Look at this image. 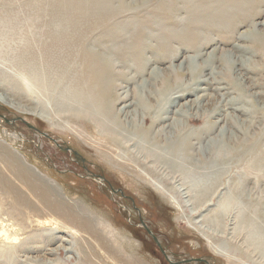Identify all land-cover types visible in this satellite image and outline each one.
Here are the masks:
<instances>
[{"label": "rangeland", "instance_id": "374dc122", "mask_svg": "<svg viewBox=\"0 0 264 264\" xmlns=\"http://www.w3.org/2000/svg\"><path fill=\"white\" fill-rule=\"evenodd\" d=\"M43 1L0 0V28L9 31L10 27L20 31L29 42L15 44L14 47L30 46L43 64L47 63L40 58L43 42L65 48L73 57V74L90 83L93 78L87 79L85 58L78 45L89 34L83 31L86 25L98 20L78 18L75 14L79 8L87 12L95 8L93 0L88 3V0ZM61 1L70 2V5L65 4L68 6L66 10ZM176 1L180 8L179 12L176 11L177 15L169 10L171 0H125L122 10L111 22L120 38H112L109 34L108 37H100V30L107 31L104 25L99 32L96 31L95 39H99L93 40L92 45L93 48H103L101 51L110 55L115 54L117 70L126 75L120 81V88L113 92L119 97L126 95L124 92L128 88L127 102L132 103L126 108L132 114L128 119L139 124L148 123L165 107L169 109L167 116L170 118L154 126L155 131L172 127L167 139L163 136L159 138L162 144L175 138L177 135L174 133L177 134L180 127L184 130L183 136L188 133L194 135V151L187 149L183 154L166 155L168 151L163 148L160 154L164 153L166 157L156 164L158 172H152L153 177L167 185L166 188L173 189L179 202L159 193L151 180L140 178L131 170L135 166L122 157V160L117 158L116 163L100 152V147L106 149V139L101 143L92 137L94 142L78 130L70 131L65 126L69 113L60 111V107L53 102L66 92L67 96L63 98L73 103L72 95L66 89L69 87L60 84L50 89L48 76L44 75L46 85L38 84L39 90L36 88V91L41 93L46 108L52 110L55 118L58 117L56 119L62 127L57 129L41 115L21 111L0 98V141L9 148L6 152H11V149L17 152L16 155L28 166L56 185L64 200L71 202L75 213H80L77 215L79 220H74L73 226L66 221L72 229L58 225L51 230L31 222L36 217L29 220L30 224L16 216L15 221L20 226H27V235L21 237H25L26 241L27 236H31L32 240L26 242V250L17 255V260L10 253L0 264H27L22 255L30 256L33 264L49 261L52 262L49 264H264V253L250 243L258 244L257 238L264 237V52L261 46L264 43V0ZM113 7L120 8L118 0H114ZM164 11L172 14V23L168 24L169 19L163 18ZM195 19L201 21L193 23ZM143 21L148 23L144 27L148 43L143 53L138 55L129 46L133 44L134 34L140 31L138 28ZM56 22L64 31L54 27ZM67 22L70 24L67 25ZM127 24L128 27L125 26ZM77 26L83 27V30H78ZM125 28L131 32L127 34ZM169 33L175 35L172 37ZM0 46V64L2 61L7 67L15 66V55L10 50L12 43L0 41ZM197 86L203 89L193 90ZM181 88L191 93L175 104L169 102L171 93ZM124 103L126 101L122 99L114 104L119 109ZM144 103L150 109H146ZM174 119L181 122L178 128ZM119 136L124 141L128 138L127 133ZM131 143L128 142L132 149L134 146ZM0 150L1 156L11 154L13 160L7 156L9 161L18 160L16 155ZM139 164L138 168L144 167L142 162ZM2 166L5 167L4 164ZM8 173L18 186L24 185L14 172L7 170ZM177 178L181 180L176 181ZM239 185L243 187L244 199L232 203L226 211L224 223L216 225L212 219L216 209H222L217 201L223 197L231 198L239 190ZM184 186L191 190V194L208 191L209 194L203 192L208 200L216 201L209 211L202 214L206 215L204 221L200 222L202 215H194L196 211L187 206V199L180 193ZM0 200V204H4V199ZM60 221L65 222L63 218ZM228 221H233L229 226L234 227L235 235L241 236L240 241H235L234 237L228 241L223 237ZM220 239L227 240L240 252L236 250L237 255L231 258L217 253L212 245ZM47 248H54V252L47 253ZM65 248L71 249L68 251ZM19 257L23 261L18 260Z\"/></svg>", "mask_w": 264, "mask_h": 264}, {"label": "bare ground", "instance_id": "6f19581e", "mask_svg": "<svg viewBox=\"0 0 264 264\" xmlns=\"http://www.w3.org/2000/svg\"><path fill=\"white\" fill-rule=\"evenodd\" d=\"M81 1H83V0H81ZM78 2H80V1L78 0ZM88 2H89V0L87 1V3ZM118 2L120 5L119 9H114V7H113L114 0H93L94 4H92V5H95L96 7L92 8V10L88 11V12L84 8H79L77 10L75 7V10H77L76 11L77 13L75 14L76 17L82 18V19H87L89 17H92V18H95L98 20L97 22H93V23L86 25L85 30H83V27L80 28L77 26L78 30H83L86 34L89 33L86 36V39H84L83 42H81V44L78 45V48H79V51L82 53V55H84V58H85L84 67H86V69H87L86 71L88 72V78L87 79L89 80V79L93 78V80H94V81L91 80L90 83H89V81L86 82L85 80H82L77 75L73 74L74 73V70H73L74 62L72 61L73 57H72V54L68 50H66L65 48L58 47V46H56V44L53 45V44H50L48 42H43L42 48H41V54L42 55L40 58L47 61L46 64H43V63H40V61L38 60L39 56L36 55L35 51L30 46H28V45H25V47L20 46L21 44L29 42V39H27L25 36L22 37V35L20 34V31H18V32L14 31L15 29L14 30L10 29V27H9V31H6V30H3L2 28H0V41L12 43L10 50H11V53L14 52V55H15L14 56L15 66H13V67L12 66L7 67V65L5 63H2V61H1V64H0V98L5 103H8L10 106H13V107H15L21 111L32 112V113H36V114L41 115L42 117H44L47 121L51 122L52 125H54L57 128L60 126V124L58 123V120L56 119L58 117L55 118V116L52 114V110L50 111V108H48L49 110L46 108L44 98L42 97L41 93L38 91L39 90L38 84L43 83L42 85L45 86L46 84H44L45 80H43L44 79L43 76L47 75L48 76L47 81H48V84L50 85V89L57 88L60 84H63L64 85L63 87H65V88L69 87L66 89H67V91H70V93L72 95L71 99H73L72 100L73 103L72 102L70 103L69 101H67L63 98V97L67 96L66 92H63L64 96L62 98L59 97L58 99L57 98H55V100L53 99V102H55V104L60 107V109H59L60 111H65V112L67 111V113H69V115H67L68 120L65 119V123H66L65 126H68V129L70 131L72 130V131L76 132L78 130L79 132L85 134L87 137H89L94 142H96V141L93 140L92 137L101 141V143H102L103 139H106V146H105L106 149L100 147V152H102L103 154H106V156H108V158H110V160H114L116 163L118 161L117 158L121 159L120 157H122V159H124L125 162H127L130 165L135 166V168L133 167V168H131V170L134 173H138L140 178H143L144 180L146 179V181H147V179L151 180L152 184L156 187V189L159 191V193H162L165 197H167V199H168V197H170L171 199L176 198V201L179 202L178 201L179 199L177 198L176 194H173V192H172L173 189L170 190V189L166 188L165 186H167V185L160 182L162 180L159 181V178L153 177V174L158 172V167H156L157 166L156 164L159 162V160H161V159L163 160L166 157V155H168V154L170 155V153H173L176 155H178V153L183 154L184 151L187 149H190V150L192 149L194 151L195 150V142L192 141V138L194 135L191 136V133H188V135L186 137L183 136L182 132L184 130L180 127L181 129L180 128L178 129V133L177 134L174 133V135H177L176 137L174 136L175 138L168 139V141L166 140L165 144H162L161 140L159 138L161 136H163L165 139H167L169 137V133H172V127L169 129L163 128V129H165V131H166L165 132L162 128H160L158 131H155L154 126L156 124L162 123V122H164L170 118L169 116H167L169 109L166 110L165 107L161 108L159 113L156 114V116H152L153 117V118H151L152 120H150V122H148V123L139 124L137 122L135 123V121L133 119H131V120L128 119V116L132 115L129 112V110L126 109L128 106H130L132 104V103L127 102V100L129 99L128 91H127L128 88L124 92L126 95L121 94L119 97L117 96V94H115L117 97L114 95V93L118 90V88H120V83H121L120 81L124 77H126V75L124 74V72L117 70V67H116L117 62H116L115 57H114L115 54L111 53V55H110V54H108L109 52L105 53L106 51L105 52L101 51L103 48H93V45H92L93 40L99 39V38L95 39V37L97 35L96 31L99 32L100 27L104 26V25L107 28L106 29L107 31L103 32V30H100V33H99L101 35L100 37H102V38L108 37L107 34H109L110 37H112V38H120L119 32L116 31L117 30L116 26L114 27L111 25V22H113L115 20L117 13L122 10V8L125 4V0H118ZM171 2H172V4H170V6H168L169 10H171L172 14L175 12V15H177L176 11L179 12V9H180L178 2L176 0H171ZM233 2H234V0H233ZM62 3L64 4L63 6H65L66 3H64V1H61V4ZM73 3H72V5H73ZM214 4H216V3H214ZM68 5H70V2ZM67 7L65 6V10ZM226 7L227 6H225V8ZM222 9H223V7H222ZM65 10L63 12H66ZM72 10L73 9H71V11ZM192 10H194V9H192ZM234 10H235V8H234ZM219 12H220V10H219ZM164 13H165V16H163V18H165L166 20L169 19L168 21H170L172 14H170L169 11H164ZM39 18H40V16H39ZM34 19H35V17H34ZM36 20H37V18H36ZM168 21H167L168 24L172 23L173 18L170 22H168ZM200 21L201 20L195 19V21L194 22L191 21V23L192 22L193 23L200 22ZM33 22H34V20H33ZM63 22H65V21H63ZM73 22L71 25L74 24ZM76 23L79 24L78 21H76ZM2 24H5V23H2ZM54 24H56V25H54V27L56 26L55 28L59 27L60 30L64 31V29L59 24H57V22ZM61 24H63V23H61ZM66 24L69 25L70 23L68 24V22H67ZM178 24L179 23H177L176 26ZM198 24L199 23L194 24V26H197ZM146 25L148 26L147 22H145V23H144V21L140 22V27L138 28V29H140V31L135 33L136 35L133 33L135 40L133 41V44H131L129 46V49L135 51L136 54H138V55H141L143 53V50L146 48L147 43H148L147 42L148 37L146 35V32L144 31V27H146ZM191 25H193V24H191ZM9 26H11V24H9ZM125 26L128 27L129 25L127 24ZM125 29H126L127 34L131 32V31L127 30V28H125ZM42 30H43V28H42ZM166 32H167V30H166ZM166 32H164L165 35L167 34ZM58 33H59V31H58ZM172 33H174V32L172 31ZM169 35L173 37L175 34L171 35L169 33ZM34 36H36V35H34ZM121 37H122V35H121ZM15 44H20V45H16L14 47ZM108 46L110 47L111 45H108ZM261 46H262V50L264 52V43ZM122 52L125 53L124 51H122ZM3 53H5V51ZM8 54L10 55V53H8ZM6 55H7V53H6ZM7 57H9V56H7ZM2 58H3V56L1 57V59ZM75 61H76V59H75ZM82 63H83V61H82ZM191 64H193V63H191ZM195 65H196V63H195ZM73 81L75 83H72ZM204 81L205 80H202V82H204ZM36 88L38 89L37 91H36ZM47 89H48V87H47ZM197 89H203V88H199V86L193 88V90H197ZM57 91H59V90L57 89ZM113 91H115V92H113ZM56 93H58V92H56ZM56 93H54V94H56ZM190 93H191L190 90L185 89V88H183V89L181 88V89L177 90L176 92L171 93V97H170L169 102L172 101V104H175L177 102V100L184 98L186 94L188 95ZM71 95H69V96H71ZM56 97H57V95H56ZM122 99H125L126 103H124V105L121 108H119V109L116 108V106H115L116 104H114L115 101L120 102ZM168 105H169V103H168ZM144 106L146 107V109H150V107L147 106L146 103H144ZM235 107H237V106H235ZM182 109L184 110V108H182ZM177 113H179V112H177ZM181 114L183 116V113H181ZM122 116H124V117H122ZM59 117L61 118L63 116H59ZM72 119H73V122H71ZM181 120L183 121V119H181ZM179 121H180L179 119H177V120L174 119V121H173L177 128H178L177 125L179 123H181ZM216 125H217V123H216ZM60 127H62V126H60ZM87 127H89L91 130L88 129ZM183 127H184V125H183ZM57 129H59V128H57ZM122 133H127L126 137H128V138L126 141H124L123 139L120 138L119 135ZM200 135H201V133H200ZM198 140H200V139H198ZM128 142L133 143L134 147L132 149L130 148L131 146L128 144ZM0 148L4 149L3 152L5 150L9 149L6 146V144L4 145V143H2V141H0ZM163 148H165L164 150L168 151V152H165L166 155L164 153L160 154V151ZM7 152H10V150ZM7 152L5 151V153H7ZM10 153H12V155H16L17 152L14 153L11 149ZM5 155H3V154H2V156L0 155V161L5 165V167L2 166L3 164L0 165V199H4V201H3L4 204H0V262L3 261V259H5L6 254L10 255V253L12 254L11 256L13 257V259L17 260V257L19 256L18 254H21L26 250V247L28 244L26 242L29 239H31V236H29V237L27 236V239L25 241V237H23V238L21 237V235H25V234L27 235V232H26L27 226H20V223L15 221L16 216H19L22 219V221H24L25 223L29 222L30 219L32 220L36 217L35 220L31 221L33 223L36 222L35 223L36 226H41V228L50 227L51 230L52 229L54 230L58 227V225L63 226V227L65 226V228L70 227V229H72V226H73L72 223L74 220H75V222H77L76 219H78L77 215L79 213V212L77 214L75 213L73 207L70 205V203H71L70 201H69L70 202L69 203V202L64 200L62 194L60 193V190H58V187L57 188L55 187L56 185L51 183L44 176L39 174L37 171L32 169L30 166H28L23 161V159H21L19 157V155H16V159H18L19 161L15 160V162H11V160L9 161L7 159V156H9V158L13 160V157L11 158V156H10L11 154L8 155V153H7L6 157H5ZM150 158L152 159V163H150ZM14 159H15V157H14ZM114 161H112V162H114ZM139 162H142L144 167L141 165L142 168H138L140 166ZM138 164H139V166H138ZM115 165H117V164H115ZM173 165H175V163H173ZM119 167H121V165H119ZM121 168H124V167H121ZM7 170H11L12 172H14L13 174L17 177L18 180L22 181L24 183V185L19 184V186H18L17 185L18 182L15 183L13 179H12L13 180L12 181L10 179L12 175H10L9 173L6 174ZM152 172H154V173L152 174ZM12 178H14V177H12ZM174 179H175V177H174ZM240 179L242 180V178H240ZM179 180H181V179H178V178L176 179V181H179ZM240 181L238 182L239 184H240ZM49 182H50L51 186L49 185ZM208 182L209 181H207V183ZM238 188H239V190L231 198L226 199L223 197L221 200L217 201V203L219 204L218 207H222V209L220 210L218 208L219 209L218 211L216 209L215 217L213 219L211 218L212 220H214L216 222V225L218 224V226H221L224 223V218H226L225 214H227L226 211L229 209V206L232 203H236L237 201L244 199L242 185H239ZM180 190L183 191V192L179 191L180 193L183 194L182 197L187 199V201H186L187 206L191 207V209L193 211H196L194 214L196 216L202 215L205 211H209V209H210L209 207L216 203V201H214L213 199L212 200L214 202L213 201L211 202L208 200V198L205 194L208 191H204V190L201 192L196 191L194 193L192 192L193 194H191V190L185 186H184V188H182ZM245 190H246V188H245ZM193 191H194V189H193ZM203 192H205V193H203ZM207 194H209V193H207ZM224 194H225V196H227L226 193H224ZM246 200H247V198H246ZM0 203H2V202H0ZM254 203H255V201H254ZM23 208H24V210H22ZM253 209H254V207H253ZM260 210H261V207H260ZM221 212H223V213H221ZM248 214H249V212H248ZM232 216H234V215H232ZM60 217L63 218L65 220V222L60 221V219H61ZM84 217H86V216H84ZM204 218H206V215H202V219L200 220V222L204 221L205 220ZM66 221L68 223H70L72 226L67 225ZM31 222H29V223L32 224ZM79 222L81 223V221H79ZM232 222L228 221V223L227 222L225 223V226H224V229L222 232L223 237H225L228 241L232 240V238L234 237L233 239L238 242V239L241 236L235 235L236 232H234V227L229 226L232 224ZM17 226H20V227L17 228ZM52 227H54V228H52ZM90 227H91V225H90ZM206 227H207V225H206ZM92 229H90V230H92ZM208 230H210V229H208ZM65 231H67V230H65ZM73 231L75 232V230H73ZM71 234H74V233L71 232ZM92 235H93V233H92ZM61 239H63V240L65 239L66 241H69V239L67 240L66 238H61ZM259 239H261V240H259ZM227 240H225V239L221 240L220 239L219 241H216L217 243L216 244L214 243L212 245V248L217 253L224 254L227 257L231 258V257L235 256V254L237 255L236 250H238V248L230 245ZM240 240L241 239H239V241ZM256 242L258 244H255V242L250 241L251 244L258 246L260 248L259 250L262 253H264V237L261 236L260 238H257ZM105 246H108V245H105ZM108 248H110V247H108ZM65 249L69 251L71 248H65ZM47 251H48L47 253H52V252H54V248L53 249L47 248ZM62 251H63V248H62ZM238 251L240 252V250H238ZM250 254H252V253H250ZM22 256L25 258L24 261L27 260V261H25L27 264H30V263L33 264L32 258L30 256L29 257L25 256V255H22ZM18 260L23 261L21 258ZM29 260H31V262ZM33 261H35V259ZM49 263H52V262H50V261L46 262V264H49Z\"/></svg>", "mask_w": 264, "mask_h": 264}, {"label": "water", "instance_id": "95a60500", "mask_svg": "<svg viewBox=\"0 0 264 264\" xmlns=\"http://www.w3.org/2000/svg\"><path fill=\"white\" fill-rule=\"evenodd\" d=\"M144 226L146 227V229H147L150 233L153 234L152 230H151L146 224H144ZM153 235H154V234H153ZM153 237L157 240V238H156L155 235H154ZM157 241H158V240H157Z\"/></svg>", "mask_w": 264, "mask_h": 264}, {"label": "flooded vegetation", "instance_id": "af4514ba", "mask_svg": "<svg viewBox=\"0 0 264 264\" xmlns=\"http://www.w3.org/2000/svg\"><path fill=\"white\" fill-rule=\"evenodd\" d=\"M78 157V156H77ZM79 160H82L80 157H78Z\"/></svg>", "mask_w": 264, "mask_h": 264}]
</instances>
